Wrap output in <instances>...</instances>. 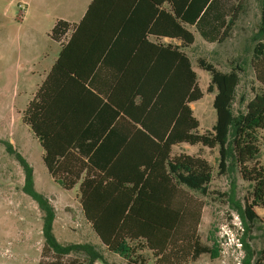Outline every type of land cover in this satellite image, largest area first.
Here are the masks:
<instances>
[{"label":"trees","instance_id":"16d2710c","mask_svg":"<svg viewBox=\"0 0 264 264\" xmlns=\"http://www.w3.org/2000/svg\"><path fill=\"white\" fill-rule=\"evenodd\" d=\"M174 2L176 13L181 14L182 9L179 7L178 11ZM184 6L186 10L180 18L196 24L207 38L206 31L210 30L213 19L215 30L224 25L219 20L225 14L217 13L216 0H185ZM93 8L94 3L83 21L90 19ZM71 26L70 22L59 19L51 36L59 39ZM185 33L187 43H192L193 33L188 29ZM180 57L185 61L184 80L179 84L175 80L163 81L151 93L138 88L134 95L141 97L135 104L137 114L119 105L116 111L125 112L103 137L91 139L86 134L56 140L50 132L52 107H57L60 100L65 106L64 95L54 97L52 81V74L64 67L63 53L23 114V121L45 149L43 159L54 180L67 190L79 183L84 216L100 241L110 251L126 255L133 250L130 241H143L153 250L158 264H184L212 251L198 233L203 203L189 193L192 190L206 194L212 180V166L201 156L173 154V145L187 142L218 146L219 172H226L231 163L240 169L243 179L252 183L251 197L240 210L243 218L253 222L259 218L256 207L264 208V164L256 160L261 150L260 138L264 140V45L256 47L252 58L261 88L247 101L244 111L234 110L244 69L222 71L210 62L201 61V66L212 76L208 90L217 88L213 102L217 121L212 130L204 133L198 132L200 123L190 106L203 92L189 56L180 53ZM244 100L242 96L240 102ZM124 123L130 128H123ZM4 142L24 168V190L44 211L43 252L52 259L40 264H77L67 263L63 257L79 251H85L90 261L103 260L91 244H62L57 239L54 207L35 189L32 166L12 143ZM245 248L241 264H264V245L257 253L247 243Z\"/></svg>","mask_w":264,"mask_h":264},{"label":"crops","instance_id":"0c3cea01","mask_svg":"<svg viewBox=\"0 0 264 264\" xmlns=\"http://www.w3.org/2000/svg\"><path fill=\"white\" fill-rule=\"evenodd\" d=\"M174 1L178 11L179 7L182 9L181 14L176 13ZM93 3L90 19L83 21ZM184 3L185 0H96V3L95 0H28L25 19L36 17L41 26L50 29L48 35L58 44L50 45L52 53H47L49 68L41 76V82L32 84L34 78L30 77V92L20 112L22 122L28 126L42 148L43 162L45 149L30 126L23 121V114L62 53L64 67L52 74L54 97H65V106L61 105L60 100L59 105L51 109L49 127L56 140H69L72 135L86 134L91 139L99 135L103 137L125 112L116 111L119 105H124L129 113L136 115L135 104L141 100L140 96H134L138 88L151 93L163 81L175 80L179 84L180 80H184L185 61L181 59L180 53L183 57L189 56L203 92L200 99L190 102L200 123L197 130L204 133L213 129L217 117L211 127L207 128L203 127L201 118L195 112V103L201 101L207 93L211 96L214 94L215 99L217 93L216 87L212 91L208 90L212 76L201 66V61L210 62L222 71H230L234 67L245 71L252 65L256 47L264 45V0H216L217 13L225 14L224 18L219 16L220 23L224 25L215 30L213 19L210 30L206 31L209 38L201 33L196 24H189L180 18L186 10ZM59 19L73 26L62 37L54 39L51 31ZM81 22L82 25H79ZM186 29L194 35L192 43L186 41ZM33 34L35 37L40 35L35 29ZM45 45L44 41H37L36 53L28 58L32 61L43 60ZM199 70L208 73L201 75ZM254 85L258 86L255 93L260 91L261 85L257 79ZM241 110L244 111L245 106ZM198 112H202V106ZM123 126L125 129L130 128L128 123ZM176 147H191L194 151L183 153L201 156L209 161L212 166L211 184L215 167L205 152L218 150L219 153V147L181 142L173 145V154ZM260 147L262 154V138ZM45 167L53 181L58 183ZM36 174L33 167L34 177ZM72 189L79 193V183Z\"/></svg>","mask_w":264,"mask_h":264},{"label":"rangeland","instance_id":"374dc122","mask_svg":"<svg viewBox=\"0 0 264 264\" xmlns=\"http://www.w3.org/2000/svg\"><path fill=\"white\" fill-rule=\"evenodd\" d=\"M27 4L28 0H0V264H40L41 261L52 259L51 255L43 252L44 211L24 190V168L16 154L7 149L4 141L12 143L16 151L35 167L37 174L34 187L54 207V233L57 239L62 244H91L104 257L103 260L90 261L85 251H79L64 256L65 262L158 264L153 250L145 246L143 241H130L133 250L127 255L110 251L85 218L76 189L63 188L48 174L42 160V148L22 122L20 112L30 92V77L34 78L32 84L41 82V76L49 68L47 53H52L50 45L58 44L48 35L50 29L41 26L36 17L25 19ZM34 29L40 33L37 37L33 34ZM37 41L46 44L45 58L32 61L28 56L36 53ZM199 72L201 75L208 73L204 70ZM255 78L254 69L249 65L242 74L237 90L235 111L246 106L247 101L254 96L258 87L254 85ZM201 83L204 84L202 78ZM213 96L207 93L195 103V112L201 118L203 127L209 128L216 121ZM242 96L244 102H240ZM201 106L202 112L199 113L198 108ZM184 151L192 152L194 149L176 147L174 150L175 154ZM205 154L215 167L213 181L208 185L206 194L192 190L189 193L196 201L201 200L203 203L198 233L202 242L208 244L212 251L184 264H241L247 250L245 243L255 253L264 245V208L256 207L259 218L255 221L244 219L240 210L245 200L251 197L252 183L243 179L240 169L231 163L226 172L220 173L218 150H206ZM256 160L264 164V153H260Z\"/></svg>","mask_w":264,"mask_h":264}]
</instances>
